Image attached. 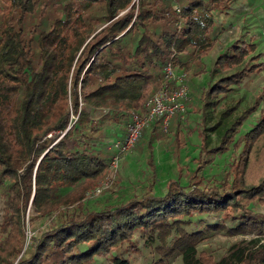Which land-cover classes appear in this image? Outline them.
<instances>
[{"label":"trees","instance_id":"trees-1","mask_svg":"<svg viewBox=\"0 0 264 264\" xmlns=\"http://www.w3.org/2000/svg\"><path fill=\"white\" fill-rule=\"evenodd\" d=\"M234 1L0 0V264H134L138 236L150 253L141 264H264V86L240 109L229 98L264 64L255 42L234 38L211 60L212 80L189 91L202 158L230 150L219 178L193 170L158 192L151 175L125 199L85 203L114 153L107 133L121 138L125 111L146 110L166 62L205 71ZM183 125L176 111L165 129L159 118L142 129L133 149L153 173L155 143L177 152ZM213 229L241 237L215 256L200 247Z\"/></svg>","mask_w":264,"mask_h":264},{"label":"rangeland","instance_id":"rangeland-1","mask_svg":"<svg viewBox=\"0 0 264 264\" xmlns=\"http://www.w3.org/2000/svg\"><path fill=\"white\" fill-rule=\"evenodd\" d=\"M220 17L222 18V24L218 23V26L222 27L218 32L217 41L209 54L203 58L205 71L190 77L187 76L186 72L184 73V82L188 85L189 100L187 101L188 103L186 102V110L182 113L179 112L184 124L182 127H179V132H182L185 139L183 145L178 148L177 152H173L168 148L170 147L168 142L162 144L156 142L152 151L153 163L156 167L154 173L147 162L148 155L146 151L142 150L141 152L132 147L119 157L118 165L113 169V175L109 176L107 185L102 187L100 191L94 188L87 193L85 203L88 206L100 207L108 202H117L125 199L131 192H138L142 186L148 183L151 175H154L155 178L154 188L156 191L161 192L169 178L179 177L182 182H189L190 171L196 170L207 181L219 178L227 167V163L231 157L230 150L217 153L208 158V160L202 158L203 152L200 148V136L197 131L198 125L195 123L199 121L200 113L192 107L194 99L190 96L189 91L191 89L196 90L201 85L212 80V75L209 73L211 60L215 58L218 51L230 44L236 37L255 42L256 49L252 54L262 52V55L257 60L264 62V0H235L233 7L222 16L219 15ZM263 86L264 64L260 69L250 73L239 82L234 83L229 93V98L239 99L238 108L240 109L251 103L256 92ZM185 118L187 119L184 120ZM252 119L253 115H250L243 127H246ZM107 135L106 141L110 145L113 137L109 133ZM214 142L215 136L211 133L210 144L212 145ZM111 149L114 150L113 147ZM31 210L32 207H30ZM198 217L195 215L192 218L196 219ZM200 217H203L204 220H211V217L207 215H200ZM39 222L41 223V221ZM28 234H30L29 230ZM240 237V234L228 235L223 230L213 229L206 235L200 247L211 250L215 256H218L230 243ZM137 241L140 244L142 253L129 251L128 253L130 256H133L131 259L134 264H141L150 259L149 247L143 243V237L138 236ZM90 264L110 263L105 258L97 256ZM168 264H181L179 256H173Z\"/></svg>","mask_w":264,"mask_h":264},{"label":"built area","instance_id":"built-area-1","mask_svg":"<svg viewBox=\"0 0 264 264\" xmlns=\"http://www.w3.org/2000/svg\"><path fill=\"white\" fill-rule=\"evenodd\" d=\"M184 71L173 66L170 61L166 62L163 68V79L158 88L147 98L145 111L127 110V121L123 136L111 142L113 155L108 162V172L101 180L100 189L107 185L109 176L113 175V169L118 165L119 157L129 151L141 135L142 129L148 126L154 119L159 118L161 125L166 128L174 112H184L186 102L189 100L188 85L185 84ZM113 108H106L105 111H113Z\"/></svg>","mask_w":264,"mask_h":264}]
</instances>
